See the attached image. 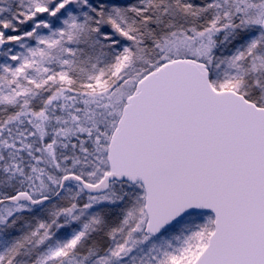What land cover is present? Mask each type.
Instances as JSON below:
<instances>
[{
  "label": "snow or ice",
  "instance_id": "6c2138e0",
  "mask_svg": "<svg viewBox=\"0 0 264 264\" xmlns=\"http://www.w3.org/2000/svg\"><path fill=\"white\" fill-rule=\"evenodd\" d=\"M0 264H264V0H0Z\"/></svg>",
  "mask_w": 264,
  "mask_h": 264
}]
</instances>
